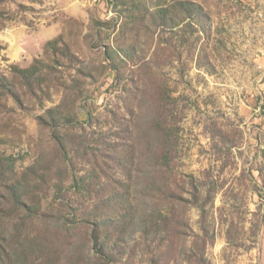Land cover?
Returning a JSON list of instances; mask_svg holds the SVG:
<instances>
[{
    "label": "rangeland",
    "instance_id": "obj_1",
    "mask_svg": "<svg viewBox=\"0 0 264 264\" xmlns=\"http://www.w3.org/2000/svg\"><path fill=\"white\" fill-rule=\"evenodd\" d=\"M175 1L0 2V72L16 80L24 100L21 107L0 96L1 149L21 157L19 171L43 155L58 159L56 172L62 156L39 116L63 104L58 129L69 139L74 173L92 168L84 150L99 135L134 148L133 176L144 178L136 193L140 216L167 217L154 237L178 251L159 264H264V0H188L205 9L206 33L189 19L173 30L153 23L152 15ZM131 7L133 15L122 13ZM58 38L71 55L48 47ZM109 46L138 52L123 62V81L106 57ZM35 59L51 64L37 96L10 67ZM145 63L166 94L160 133L152 129L157 115L145 91ZM162 148L174 195L157 202L144 186L157 182ZM193 183L204 211L193 202ZM54 199L51 189L44 206ZM137 264H155L153 255L140 253Z\"/></svg>",
    "mask_w": 264,
    "mask_h": 264
},
{
    "label": "trees",
    "instance_id": "obj_2",
    "mask_svg": "<svg viewBox=\"0 0 264 264\" xmlns=\"http://www.w3.org/2000/svg\"><path fill=\"white\" fill-rule=\"evenodd\" d=\"M5 1L14 0H0L1 3ZM119 5L120 0H116L115 7ZM134 10L135 7L125 8L122 13L133 15ZM152 18L163 30H173L181 21L189 19L190 25L193 26V21L203 33L207 32L205 9L188 0H177L161 7ZM47 45L71 55L59 38L49 40ZM4 48L0 43V52ZM105 53L116 71V79L125 80L127 64L123 62L134 59L138 52L133 48L121 53L109 46ZM145 66L149 69L145 91L150 93L149 99L157 115L151 119L152 129L160 133L158 127L165 115L166 94L157 80L156 70L149 63ZM10 67L15 78L33 95L37 96L39 90L45 91L51 64L35 59L28 67L19 63H12ZM0 96L13 98L18 106L24 105L16 80L2 72ZM62 105L48 108L39 116V123L51 129L57 148L55 156L59 152L62 156L56 172L53 165L58 159L43 155L19 171L17 163L21 157L2 150L4 139L0 138V264H137L140 253L152 254L155 264H159L162 258L178 252L173 244H162L163 239L158 238L161 227L165 229L167 217L155 220L147 214L144 218L140 216L136 193L137 188L143 186L144 178L133 176L136 171L133 147L124 148L99 135L84 150L92 159V168L84 174L74 173L75 163L68 154L69 139L58 129ZM159 154V162L155 164L156 171L160 172L157 182L144 186L148 193L153 192L157 202L174 195L170 175L166 173V150L160 149ZM113 168L121 169L124 177L118 176ZM192 185L193 202L204 211L199 186ZM51 189L55 199L45 207L43 201Z\"/></svg>",
    "mask_w": 264,
    "mask_h": 264
}]
</instances>
